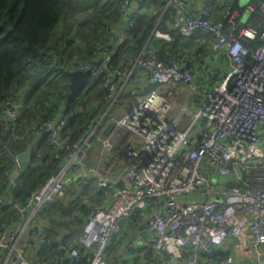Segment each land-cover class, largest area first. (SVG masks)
Here are the masks:
<instances>
[{
  "label": "built area",
  "instance_id": "2783aa9c",
  "mask_svg": "<svg viewBox=\"0 0 264 264\" xmlns=\"http://www.w3.org/2000/svg\"><path fill=\"white\" fill-rule=\"evenodd\" d=\"M113 1L124 16V27L132 28L133 20L142 14L134 9L137 0ZM192 1L195 8L184 0L167 1V6L175 8L173 29L186 38L210 36L208 50L226 59L229 70L210 86L202 105L191 116L186 101L200 83L188 58L170 55L163 62L147 45L124 68L111 69L108 46L115 41L116 31L114 27L105 30L106 44L95 49L92 61L78 63L75 71H89V84L104 76L107 109L87 136L72 146L60 171L31 192L23 205L0 197L1 208H12L20 215L15 224L0 223L3 264H30L19 246L24 236L45 245V234L34 217L61 194L69 170L74 168V176H91L93 170L85 167L79 154L94 135L99 136L101 152L92 186L101 190L102 196L77 240L80 247L90 251L89 264H108L107 247L121 223L134 214L143 219L150 234L154 264H177L183 255L184 264H235L236 258L264 264V30L258 33L237 26L239 12L233 5L239 0ZM213 3L221 9L218 19L213 17ZM245 11L253 13L254 9L247 3ZM260 13L264 14V0ZM152 36L170 40L167 33L154 31ZM255 39L259 41L255 48L244 45ZM204 43L203 39L197 41L200 46ZM150 82L156 88L142 93ZM176 85L185 88L183 104L178 106L173 98L159 92ZM126 90L134 94V103L123 116L113 118L109 111ZM20 107L14 100L4 102L2 120L14 124ZM175 109V116L169 118ZM183 118L185 125L177 127ZM104 122L113 127L101 135ZM63 126L60 117L48 120L35 136L48 133L50 146L58 150ZM119 129L129 137L124 145L123 169L118 176L109 177L100 169L105 156L112 157V138ZM11 163L13 171L22 168L18 156ZM8 176L13 188L16 175ZM226 246L232 254L211 258ZM127 250L134 247L128 245L116 253L112 264H123ZM69 255L76 258L77 250L72 249ZM55 263L56 258L50 255L40 261Z\"/></svg>",
  "mask_w": 264,
  "mask_h": 264
},
{
  "label": "trees",
  "instance_id": "16d2710c",
  "mask_svg": "<svg viewBox=\"0 0 264 264\" xmlns=\"http://www.w3.org/2000/svg\"><path fill=\"white\" fill-rule=\"evenodd\" d=\"M167 1H136L142 14L133 20L132 28H125L123 36L119 38L116 35L115 41L109 44V68H124L130 59L153 41V55L158 60L165 62L170 55L184 56L197 69L198 62L193 55L183 53L190 50L193 39L173 29L175 8L167 6ZM262 2L249 0L248 5L254 12L248 13L244 22L241 16L237 18L239 28H253L258 33L264 30V14L260 13ZM214 4L217 11L212 8L213 17L218 19L221 9ZM233 9L240 15L245 11V7H239L238 1L234 2ZM121 20H125L124 16L113 0H0L1 198L23 205L31 192L39 190L60 171L72 146L86 137L94 122L103 115L107 109L104 76L96 77L91 84L70 90L68 73L74 72L78 63L92 61L95 49L107 42L105 30L115 28ZM154 31L169 34L170 40L153 38ZM201 39L207 45L210 36ZM195 44L196 58L200 60V57L206 56L205 45ZM258 44L257 39L244 43L249 48H255ZM206 77L209 84L221 80L215 73L208 72ZM204 79L197 78V82L203 83ZM154 88L156 85L149 83L142 93ZM7 100L17 101L21 105L14 124L1 118L3 104ZM119 103L120 99L109 114L118 110ZM57 117L64 121V126L58 136L60 149L54 150L49 144L48 133L36 137L35 132L41 129L42 124ZM95 144L96 135L89 138L79 154L89 170L100 157L95 149L92 152L88 150ZM24 152L30 153L28 168L13 171L12 159ZM118 156L124 158V149L118 152ZM73 170H69L67 184L63 185L65 196L73 191L70 200L58 196L34 217V223L42 228L46 238L45 245L40 246L39 256L43 260L50 255L56 258L55 264H89L90 251L80 247L77 240L91 209L101 202L102 191L92 186L94 178L82 174L74 176ZM10 173L16 175L13 188H10ZM83 179H87L88 183L83 184ZM121 186L119 184L118 187ZM19 218L16 210L0 207V223L15 224ZM141 221L142 218L134 214L127 223ZM116 241L115 235L107 247L108 264L113 263L114 255L118 252ZM58 245L62 247L57 249ZM72 249L77 250L76 258L69 255ZM109 253L111 259L108 258ZM131 253L134 254L132 264H154L149 244L140 250H131ZM226 256L217 252L211 258L222 259ZM184 260L185 255L177 264H184ZM123 264H126L125 261Z\"/></svg>",
  "mask_w": 264,
  "mask_h": 264
},
{
  "label": "crops",
  "instance_id": "0c3cea01",
  "mask_svg": "<svg viewBox=\"0 0 264 264\" xmlns=\"http://www.w3.org/2000/svg\"><path fill=\"white\" fill-rule=\"evenodd\" d=\"M184 1L189 6L195 8L196 4L193 3L192 0H184ZM246 2L248 3L249 0H246ZM212 5H213L212 8L216 12L217 11L216 5L214 3ZM240 5L241 6L243 5V0L241 1V4H239V7L244 8V7H241ZM138 7L139 6H137V4L134 5L135 10L141 11ZM216 15L218 17V13H216ZM248 15L249 14L246 11H244V13L242 15L239 14V16L242 17L243 22L247 19ZM115 31H116L117 37L121 38L123 36L124 32H126L125 27H124V20L123 21L121 20L118 23H116ZM202 37L203 36H200L198 34H195L193 37H190V40L193 39L191 42L192 47L190 48L189 51L185 50L183 53H187L189 55L192 54L193 58L195 60H197V62H198V67H197L196 72H195L196 80H197V78H205L204 80H206V78H207L206 75L208 72L213 73V74L215 73V76H218V78L221 77V79H222V77L224 76V73L226 74V72L229 70L228 61L224 58H221V56H218L216 54L211 53L208 50V44L205 45V48H204V50L206 51L205 52L206 56L200 57L201 58L200 60L196 58V52H195V49H196L195 45L196 44L195 43L198 40H200ZM226 65L228 68H226L227 70L225 72H223L224 66H226ZM219 74H222V75H219ZM150 83L153 84L152 82H150ZM174 87H176V86H174ZM167 89L168 88H166L165 90H167ZM160 90L163 91L164 88H161ZM162 95L167 96V97H171L174 99V97H179L180 93L178 91H174L171 88V90L166 95L165 94H162ZM134 98H135V96H134V94H132V92H130L129 90L124 91L119 98L120 99V103H119L120 105H119V107H117L118 110L116 112H113L112 114H110V116H112L113 118H119V117L123 116L127 112V110L130 107H132V105L134 103ZM179 99H180V97H179ZM182 101H183V99H182ZM182 101H180V102H182ZM180 102L175 101L176 104L177 103L180 104ZM179 104H177V106ZM190 106L198 108L192 102L190 103ZM193 107L188 106L189 114H190V112L193 111ZM175 114H176V109L170 113L169 118H173L175 116ZM185 123H186V119L183 118L181 120V122L179 124H177V127L181 128L185 125ZM106 126H107V124H105V122H104V128L100 132L101 135H105ZM98 137L99 136L96 135V144L88 149L91 152L93 151V149H95V151H97V153L101 152V145L98 142ZM128 139H129L128 134L123 129H119L114 133V136L112 138V144H113V149H112V153H111L112 157H110V159L106 163L102 162V168L100 169V172H102L104 175H107L109 177H115V176H118L120 174V172L123 169V158H119L118 152L124 149V145L126 143V140H128ZM98 162H99V158L97 157L96 162H95L93 168L90 169V171L95 170ZM93 171L91 173V177L95 178L97 174ZM72 193H73V191L70 193L69 196L68 195L65 196L66 189H63V191L61 192V194L59 196L62 199L64 197V199L66 201H68V200H70ZM144 226H145V223L143 222V219L139 223H135V222L133 224H132V222L131 223H127V222L121 223L120 230L116 234V237H117L116 245H117V248H119L118 252L122 251L124 249V247L126 248L128 245L131 247H134V250H140V248L147 246L149 244L150 234L144 228ZM19 246L25 252V255H26L28 261L30 262V264H40L41 258H40L39 253H38L40 246L38 244H36L35 240L31 239L28 236H24L23 239L20 240ZM130 252H128V250H127V255L125 257V263L126 264H132V258H133L134 254L133 253L129 254ZM218 253L229 255V254H232V250H230L229 246H226L225 250L219 251ZM261 254L264 257V247L261 249ZM108 258L109 259L112 258L111 253H109ZM0 264H3V259H1V258H0ZM141 264H144V263L142 262ZM235 264H249V263L245 259L236 258Z\"/></svg>",
  "mask_w": 264,
  "mask_h": 264
},
{
  "label": "rangeland",
  "instance_id": "374dc122",
  "mask_svg": "<svg viewBox=\"0 0 264 264\" xmlns=\"http://www.w3.org/2000/svg\"><path fill=\"white\" fill-rule=\"evenodd\" d=\"M241 1L242 0H239V4H241ZM246 4H247V2H246V0H243V5L241 6V7H245L246 6ZM70 64H71V62H70ZM226 68H228L227 67V65L226 66H224V71L223 72H225L227 69ZM212 69V68H211ZM213 70V69H212ZM222 71V70H221ZM196 72V71H195ZM219 75H222V74H219ZM224 75H225V73H224ZM219 79H221V77L219 78ZM208 80V79H207ZM207 80H205L203 83H200V88L197 90V91H195V92H193L192 94H190V95H188V99H187V101H186V106H189V107H193V106H190V103L192 102L194 105H196L198 108H195V107H193V111L192 112H190V115L192 116L195 112H197V110L200 108V106L202 105V103H203V101H204V96L210 91L209 89H210V86L212 85V84H214V81L211 83V84H209L208 83V81ZM215 80V79H214ZM216 81V80H215ZM166 88H168L167 90H165ZM171 88L174 90V91H178L179 93H180V99H179V97H174V100L176 101V102H180V101H182V99H183V94H184V90H185V88H184V86H182V85H176V87H174V86H171V87H169V86H166V87H164V90L162 91V90H159V92L161 93V94H167L170 90H171ZM162 91V92H161ZM177 104H179V103H177ZM181 104H183V102H181Z\"/></svg>",
  "mask_w": 264,
  "mask_h": 264
},
{
  "label": "water",
  "instance_id": "95a60500",
  "mask_svg": "<svg viewBox=\"0 0 264 264\" xmlns=\"http://www.w3.org/2000/svg\"><path fill=\"white\" fill-rule=\"evenodd\" d=\"M153 44L154 42L152 41L149 45V48L154 51L153 49ZM69 77V88L70 90H75L79 87L85 86L89 84L90 81V72H79V71H74L68 73ZM113 127V124H108L107 128L105 129V134H107L111 128ZM29 159H30V153L29 152H24L18 155V160L21 162V167L23 170H26L29 166ZM110 157L107 155L104 158V163H106ZM14 177V176H13Z\"/></svg>",
  "mask_w": 264,
  "mask_h": 264
}]
</instances>
